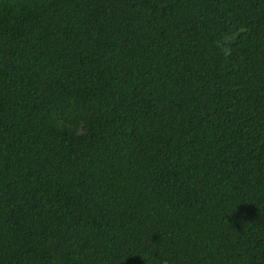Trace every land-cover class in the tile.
<instances>
[{
    "label": "trees",
    "instance_id": "1",
    "mask_svg": "<svg viewBox=\"0 0 264 264\" xmlns=\"http://www.w3.org/2000/svg\"><path fill=\"white\" fill-rule=\"evenodd\" d=\"M0 264H264V0H0Z\"/></svg>",
    "mask_w": 264,
    "mask_h": 264
}]
</instances>
